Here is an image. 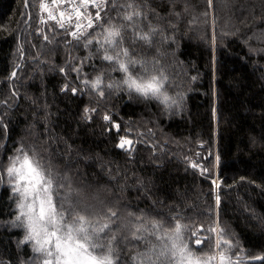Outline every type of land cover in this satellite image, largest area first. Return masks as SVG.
<instances>
[{"label": "trees", "instance_id": "1", "mask_svg": "<svg viewBox=\"0 0 264 264\" xmlns=\"http://www.w3.org/2000/svg\"><path fill=\"white\" fill-rule=\"evenodd\" d=\"M136 2L147 5L145 30L151 23L167 37L156 35L150 47L138 44L137 53L153 74L167 77L165 91L178 102L168 109L126 90L101 98L83 89L71 62L79 66L89 50L43 15L41 0H0V167L16 149H34L54 175L70 178L81 210L111 208L121 220L128 213L146 215L165 227L179 218L189 229L186 238L201 225H218L221 240L232 243L234 262L264 264L248 261L264 258V0ZM111 17L116 20L117 12ZM100 70L106 69L94 57L84 60L80 75L92 78ZM111 78L120 80L121 73ZM73 87L79 88L75 95ZM121 137L134 140L130 149L118 148ZM15 214L16 198L4 175L5 264L35 256L29 243L19 244L25 233L12 226ZM211 234L201 233L215 239ZM143 250V241L130 244L122 264ZM213 250L204 246L203 253Z\"/></svg>", "mask_w": 264, "mask_h": 264}, {"label": "snow or ice", "instance_id": "2", "mask_svg": "<svg viewBox=\"0 0 264 264\" xmlns=\"http://www.w3.org/2000/svg\"><path fill=\"white\" fill-rule=\"evenodd\" d=\"M55 2L57 0H53ZM82 2L93 4L96 12L95 15H89L85 26L79 22L83 19L82 13L73 8L78 22L68 35L73 37L77 46L82 45L89 50V55L81 60L79 66H76L74 60L71 62L70 70L77 74L79 86L101 98L106 92L111 94L126 90L130 96L136 93L145 99L155 98L165 109L178 105L165 91L167 77L162 73L153 74L147 67L149 62L137 53L138 44L150 47L158 34L162 41L167 39L158 26L149 23L147 30L142 26L143 21L148 19V13L144 11L147 5L137 3L136 0L126 3H120V0ZM208 3L211 6L212 0H208ZM40 8L48 12L50 19H56L45 3L42 2ZM112 11L117 12L116 20L111 17ZM172 14L180 15L175 12ZM59 15L63 19L65 13ZM68 20L71 21V16ZM60 27L63 28L64 24L60 23ZM97 28L100 31H96ZM44 39L47 41L48 37ZM94 57L100 60L106 70L98 71L92 78L86 73L82 77L80 74L84 60L90 61ZM92 67L95 69V65ZM59 70L67 74L64 67ZM112 72L121 73L120 80H113ZM11 75L15 77L16 73ZM62 90L68 91L69 86L66 84ZM78 90V87L71 88L73 95ZM96 110L86 108L85 113ZM103 119L110 121L111 118L105 114ZM114 127L119 129L118 124ZM131 143L121 137L118 147H130ZM216 160L219 161L218 156ZM192 166L195 168L198 165ZM4 175L16 198V214L12 226L25 230L19 244L31 243L33 253L37 254L21 264H122L124 248L141 241L144 242V250L131 257V264H239L228 255L232 249L231 241L224 240L223 245L227 247H223L219 234L217 251L214 254L203 253L209 238L203 237L201 233L214 232L215 228L206 230L201 225L191 230L186 238L185 232L189 229L179 218H173L174 226L165 227L164 223L149 219L146 215L128 213L127 218L121 220L119 212L111 208L101 212L89 211L87 208L81 210L73 200L74 190L70 178L54 175L50 166H45L37 158L34 149L26 150L23 146L16 149L8 158L7 165L0 167V180ZM212 183L216 185L215 180ZM62 190L64 195H60ZM216 202L219 204V196ZM255 259L264 260L261 257ZM0 264L5 262L0 261Z\"/></svg>", "mask_w": 264, "mask_h": 264}, {"label": "built area", "instance_id": "3", "mask_svg": "<svg viewBox=\"0 0 264 264\" xmlns=\"http://www.w3.org/2000/svg\"><path fill=\"white\" fill-rule=\"evenodd\" d=\"M47 1L50 4V8H48V10L56 17L55 20H51L59 27L60 23H63V28L68 29L69 32L75 29V24L78 22L76 12L73 11V8L78 9L82 13L83 19L79 22L85 26L89 15H95L96 12V8L93 4H85L82 0H57L55 3H53V0ZM61 12L65 13L63 19L59 15ZM69 16H71V21L68 20ZM70 40L73 41V37L70 36Z\"/></svg>", "mask_w": 264, "mask_h": 264}, {"label": "rangeland", "instance_id": "4", "mask_svg": "<svg viewBox=\"0 0 264 264\" xmlns=\"http://www.w3.org/2000/svg\"><path fill=\"white\" fill-rule=\"evenodd\" d=\"M45 3L47 6H48V8H50V4H49V2L47 1V0H41V3ZM42 11V10H41ZM42 13H43V15H45L47 18H49V16H48V12L47 11H42ZM46 18V19H47ZM48 20V19H47ZM55 24V23H54ZM57 25V24H56ZM58 26V25H57ZM59 27V26H58ZM214 180L216 181V185H218L219 184V178L217 177V176H215L214 177ZM215 229H216V231H210V232H212V234H211V236H213L214 234H215V239L214 238H210L209 240H208V243H207V245H206V247L207 248H209L210 249V247L213 245V247H214V252H216L217 251V248H216V241H217V237H218V234H219V232H220V228H218V225L215 227ZM23 230H24V228H23ZM24 233H25V230H24ZM221 236H223V232H222V230H221ZM25 235V234H24ZM220 235V234H219ZM153 238L152 237H150V240H152ZM221 243L223 244V240H221ZM30 245H31V247H32V244L31 243H29ZM35 254V253H34ZM35 255H37V254H35Z\"/></svg>", "mask_w": 264, "mask_h": 264}, {"label": "water", "instance_id": "5", "mask_svg": "<svg viewBox=\"0 0 264 264\" xmlns=\"http://www.w3.org/2000/svg\"><path fill=\"white\" fill-rule=\"evenodd\" d=\"M28 2V0H26V3ZM21 65H22V63H20L18 66H17V68L14 70V72L17 74V72H18V70L20 69V67H21ZM12 78H15V77H12ZM126 139H128V140H130L132 143H131V146L130 147H132V145H133V143H134V140L133 139H131V138H126ZM119 144H120V142H119ZM118 144V145H119ZM130 147L128 146V145H125V147L124 148H120V147H118L120 150H124L125 148H127V149H130ZM126 149V150H127ZM257 259H248V261H251V262H254V261H256Z\"/></svg>", "mask_w": 264, "mask_h": 264}, {"label": "bare ground", "instance_id": "6", "mask_svg": "<svg viewBox=\"0 0 264 264\" xmlns=\"http://www.w3.org/2000/svg\"><path fill=\"white\" fill-rule=\"evenodd\" d=\"M126 150V149H125Z\"/></svg>", "mask_w": 264, "mask_h": 264}]
</instances>
